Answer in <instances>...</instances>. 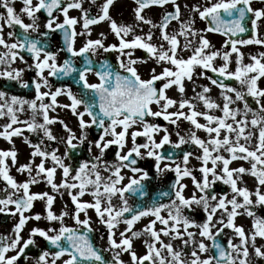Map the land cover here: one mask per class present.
I'll use <instances>...</instances> for the list:
<instances>
[{
    "label": "snow or ice",
    "instance_id": "6c2138e0",
    "mask_svg": "<svg viewBox=\"0 0 264 264\" xmlns=\"http://www.w3.org/2000/svg\"><path fill=\"white\" fill-rule=\"evenodd\" d=\"M113 3L114 0H102L93 15L96 0H20L18 11L14 0H0V65L4 66L0 77L34 92L31 99H26L0 90V118L6 121L0 125V138L13 144V137L23 136L31 148V158L19 166L14 146L0 149V213L17 217L11 234L0 235V264H18L20 259L25 264L29 260L34 264H125L120 259L122 253L128 254L130 264H252L253 256L257 261L264 260V245L256 244L257 237L264 239V216L256 214L257 209L264 208V88L258 85L264 78V51L250 55V62L245 64L239 47L264 46V36L260 34L264 0H197L183 5L178 0H135L134 25L118 24L112 19ZM152 7L163 9L157 23L144 14ZM70 10L79 15H69ZM183 10L188 13L186 17ZM41 11L46 14L42 25L38 15ZM25 16L30 22L24 21ZM197 19L207 27L197 29ZM101 22H108L115 42L106 44L103 32L91 38V26ZM173 22L176 27H172ZM6 27L10 29L7 38ZM16 28L20 31L16 32ZM54 32L61 33L62 47L51 51L48 37ZM207 33L225 37L220 48H214ZM244 33H250L248 38H238ZM78 36L86 39L76 48ZM137 50L146 56H136ZM22 52L28 53L31 63ZM61 52L66 53L62 61L58 60ZM184 52L190 54L185 57ZM107 53H116L115 64L106 58L94 59ZM17 60L26 67H13ZM149 60L154 66L150 75L142 78L137 66ZM233 63L234 69L230 67ZM29 71L34 76L25 80L24 73ZM50 78L70 79L77 90L74 92L68 83L53 85ZM198 78L209 84L197 85ZM228 80H235L240 87L225 83ZM186 81L193 86L192 96L186 94ZM209 85L220 90L218 99L211 96ZM62 96L67 103L58 100ZM248 97L255 107L249 104ZM57 109L70 112L78 134L63 119L50 115ZM25 113L27 118L22 119ZM149 117L162 118L175 126L176 140L171 139L168 127L150 122ZM180 122L189 124L183 134ZM56 124L63 129L59 136L52 129ZM92 128L97 135L89 139ZM25 131L37 134L38 142L33 143ZM201 131L206 137L198 135ZM161 132L157 141L155 137ZM138 137H143L144 143H138ZM46 141L63 145L62 154L58 147L45 146ZM85 144L88 158L76 160L75 154ZM113 145L115 158L109 161L105 154ZM165 145H170L167 153L161 151ZM185 145H191L192 150H185ZM144 158L154 160L152 167L158 176L170 171L175 178L166 191L158 193V198L129 204L126 193L146 196L143 181L149 179V173L136 166L138 159ZM193 159L199 162L198 168L189 167ZM239 161L247 162L249 167L243 163L231 166ZM14 166L17 173L26 174V179L16 180L10 173ZM122 169L133 173L126 184L122 183ZM194 171L199 172V177ZM245 176L254 178L253 189L246 186ZM186 177L193 186L190 196L184 195L188 185L182 181ZM41 182L51 193L31 190ZM217 184L227 186L228 191H217ZM64 191L74 206L71 219L75 227L64 222L68 211H53L54 194L62 197ZM86 194L91 201L81 199ZM113 197H118V206L113 204ZM35 201H43L44 215H26ZM193 206L202 210L201 222L186 214L193 211ZM88 209L95 211L107 229V248L98 249L90 240L93 229ZM241 215L252 218L250 232L235 223ZM142 218L147 222L133 230ZM41 219L50 226L31 227L27 238H23L21 233L27 223ZM121 222L125 228L117 240L114 230ZM225 229H230L232 236L221 243L219 237ZM142 236L147 237L143 240L145 250L138 254L133 240ZM37 237L46 246L30 257L26 249L36 245ZM233 237L238 238V243L233 242ZM175 241L179 245H174ZM109 251L112 258L106 260L103 252Z\"/></svg>",
    "mask_w": 264,
    "mask_h": 264
},
{
    "label": "flooded vegetation",
    "instance_id": "af4514ba",
    "mask_svg": "<svg viewBox=\"0 0 264 264\" xmlns=\"http://www.w3.org/2000/svg\"><path fill=\"white\" fill-rule=\"evenodd\" d=\"M121 1L122 0H114L113 4L115 5L116 3H119ZM130 1L131 2H128L127 4H129V6L132 8V10H129V8H128V9H125L126 11L123 10L122 12H119L118 19H120V21L117 22L118 24H124L123 21H124V19L126 17H127L128 22L133 21L135 23L134 12H133V9L135 7V0H130ZM178 2L181 3V5H183L185 2H187V3H195V2H197V0H178ZM199 2L203 3L204 0H199ZM14 6L17 8V11H18L19 7L21 6L20 5V0H14ZM84 6L87 8L89 5H88V3H85ZM167 7L169 8V10H171V5H168ZM97 10H98L97 6H93L92 9H91L92 14L95 15ZM0 11H3V9H0ZM183 11H184V16L186 17L188 15L187 11L186 10H183ZM162 12H163V9L158 8V7H152L150 9L146 10L144 14L146 15V17L150 18L154 23H157L159 21V19H160V16H161ZM54 14L57 15L58 18L62 19V16H61V14L59 12H56ZM38 15L40 16V22H41V25H42L43 21L46 18V14L43 11H41ZM69 15L78 16L79 13L76 10H70L69 11ZM22 18L24 19V21L26 23L30 22L26 16L22 17ZM130 24H133V23H130ZM172 24H175V22H173ZM96 26L97 25H93V26H91V28H94V30H95ZM143 27H144V31L146 32L148 30V26L145 25ZM195 27L197 29H202V28L207 27V24L204 21H201V20L197 19ZM9 30L10 29H8L7 27L4 29L5 38H7L6 37V33ZM14 30L16 32L20 31L19 28H16ZM40 30L44 31L43 27H41ZM76 30L78 32L81 30L79 25L76 26ZM137 32H139V30H137ZM260 34L262 36H264V21H262L260 23ZM206 35H207V37H209V40L211 41V43L214 46V48H217V49L221 47V45L223 44V41L225 40V37L223 35L219 34V33H207ZM249 35H250V33L239 34L238 38L246 39V38H248ZM33 36H35V34H33ZM48 39L50 41L49 50L55 51L57 48L62 47V39H61V33L60 32L51 33L49 35ZM85 39H86V37H84V36H78L76 38V42H75L74 46L76 48H79L82 45V43H83V41ZM113 42H115V40H113L111 42L110 38H106V40H105L106 44L113 43ZM239 47H240L241 51L244 53L243 63L250 62L249 61V56L250 55H254V54H257L260 51H264V46H259V45H243V46H239ZM0 51H3V49L0 48ZM22 54L25 56V58L28 60V62L31 63V59H30L28 53L27 52H22ZM135 55L136 56H140V57L146 56L145 54H143L142 50H137ZM65 56H66V53H64V52L59 53L58 60L62 61L65 58ZM115 57H116V53H113V54L108 55V56L105 55V54H101V55H98L97 57H95L94 59L106 58V59H110L112 61L111 63L115 64ZM77 63H79V60L77 61ZM220 63H221V61L218 58L216 60L217 66H219ZM233 65H234V63L232 65H230V67L234 68ZM153 66H154V62L151 61V60H149L146 64H142V65H138L137 66L142 78H147L150 75V69ZM13 67L19 68V67H26V66L22 62L17 60L16 63L13 65ZM3 69H4V66L0 65V70H3ZM207 75L212 76L214 74L211 73V72H208ZM32 76H34V72H30L29 71V72L24 73V77L23 78L25 80H29ZM50 79H52V78H50ZM89 79H90V81H93L94 77L90 76ZM52 83H53V85H58L59 83H68V84H70L72 86L74 92L77 90L76 86L74 84H72L70 79H67L65 81H57L55 79H52ZM225 83L231 84L234 87H236L237 84H238L235 80H228V81H225ZM212 89L215 90V92L211 90L212 91V93H210L211 96L214 99H218L220 90L218 88H216L215 86H212ZM0 90H2L5 93H7L8 96L17 95V96H22V97H24L26 99H31L33 97V95H34L33 91H31L29 89H26V88H21L16 82L10 81V80H8L6 78H2V77H0ZM42 90H46V89H42ZM186 94L188 96H192L193 95L192 89L186 87ZM175 96H178V94H175ZM58 100L61 103H67L68 102L66 97H63V96L62 97H58ZM248 102H249V104L252 107H255V104H254V101L252 100V98H248ZM262 102H264V101H262ZM240 107H242V104H240ZM57 110H58V112L57 111L56 112H51L50 115L59 117V119H63L65 121V123H67L69 125V127L73 128L74 131H77V134H78V130L76 129L75 118L71 116L70 112H68L67 110H64V109H57ZM216 114L219 115L220 113L217 112ZM21 118L22 119L27 118V113L22 115ZM85 119H87V117H85ZM148 119H149L150 122L158 123V124H161L163 126L168 127L169 131L172 133L171 139L173 141L176 140L175 126L169 125L162 118L153 119V118L149 117ZM4 120L5 119H3V118L0 119V125L5 123ZM201 122H204V121L201 119ZM179 128H180V130H181V132L183 134L185 131L188 130L189 124L187 122H180L179 123ZM52 129L54 131V134H56L57 136H59V135H61L63 133V129L61 128V126L59 124L53 125ZM27 134L28 135H26V136H28L29 139L33 143H37V140H39V137L37 136V134L28 133V132H27ZM96 135H97V131H96L95 128H92V129L89 130V137H88L89 139L95 138ZM162 135H163L162 132L158 133L156 135V137H155L156 140L158 141L160 139V136H162ZM198 135L201 136L202 138L206 137V133H204L203 131L198 132ZM137 142L138 143H144V138L143 137H138L137 138ZM5 143H8V142L5 140ZM128 146L129 147L131 146L130 137H129ZM182 147L185 150H192V146L191 145H185V146H182ZM58 148L60 149V153L62 154L63 145H60ZM115 150H116V146H114V145L110 146V148L108 150H106L105 159H107L109 161L114 160V158H115L114 157ZM126 150L127 149H125V151ZM169 150H170V145H165V146H163L161 151L164 152V153H167ZM92 154L93 155L97 154L95 149H93V153ZM75 158H76V160H82V159H87L88 158V152H87V145L86 144L83 145L81 150L78 151L75 154ZM68 162L69 161H66V163H68ZM239 163H243L245 167H249L247 162H244V161L233 162V164L231 166L235 167ZM153 164H154V160H152L151 158L138 159L136 166L148 171V173H149V179L146 180V181H143L145 192H146V196L144 198H141L137 194L126 193L125 195H126V198L129 201V204H137L138 205V204H141V203H148L154 197L158 198V193L160 191H166L168 189V186L174 180L175 174L173 172H170V171L164 173L162 176H158L157 173L155 172V169L152 167ZM198 166H199V162L198 161H196L194 159L190 161L189 167L198 168ZM121 174L125 176V180L122 181L123 184H126L128 182L127 178L133 175V173H131L128 169H122V173ZM136 175H139V174L137 173ZM194 175L199 177L200 174H199L198 171H194ZM60 178H61L60 177V173H58L57 177H56L57 182H59L58 180H60ZM244 180H245L246 186L250 190L254 188V178H252L250 176H245ZM182 182L185 183L186 185H188V187L185 189L184 195L185 196H190L192 191H193V186L191 184V179L186 177V178L183 179ZM241 186H244V185H241ZM0 188H3V182L2 181H0ZM31 190L32 191H48V192L51 193V189L47 185H45L43 182H41L38 185L32 186ZM216 190L217 191H220V190L228 191V188H227V186H225L223 184H217ZM262 191H264V189H262ZM0 195H3V193L0 192ZM54 195H56V200H55V202L53 204V211L56 212V214H59V212L61 210L68 211L69 215L64 218V222L68 226L75 227L74 221L71 219V212L73 211L74 206L72 205V203L70 201V198L67 195V192L64 191V194H63L62 197L59 194H54ZM81 199H83L85 201H91L92 197L90 195L86 194ZM166 199L167 198H165V200ZM112 202H113L114 205H117V206L120 203L118 197H113ZM43 207H44L43 201H35L34 205H33V208L31 210H29V212L26 213V215H32V214H35L37 212L41 213V215H44ZM186 214L189 215L194 220H196L197 222H201L203 220V218H204L202 210L200 208L196 207V206H193V211H190V212L186 211ZM256 214L258 216H264V208L257 209L256 210ZM88 216L90 217V221H91L90 226L93 229V231L90 233V240L94 243V246L97 247L98 249L107 248L108 245H107V229H106V227L99 222V218L96 216L95 211L93 209H88ZM80 218L81 219L84 218L83 213H81V217ZM16 220H17V217H13V216H10V215H7V214L0 213V235H10L12 227H13V224L16 222ZM141 221H146L147 222V220L143 219V218L140 221H138V222H141ZM235 223L238 224V225L243 226L245 232H250L251 231L252 218L247 217L245 215H241V216L236 218ZM120 225H123V222H121ZM120 225H117L116 228H117V230L123 228L121 230V231H123L124 228H125V225L124 226H120ZM34 226H38V227H41V228H47L50 225L48 224V222L46 220H43V219H41L40 221L30 220L27 223L25 229L21 233L22 237L23 238H27L28 230L31 227H34ZM55 226L58 227V224H56ZM191 230L195 231V229H191ZM114 232H115V238L119 239V232L120 231H114ZM229 236H232V231L230 229H225L224 234L219 237V241L221 243H226L227 238ZM35 239H36V245L35 246H30L28 249H26V254L29 255L30 257H34V256L38 255V251L41 248L46 246V242L43 241L42 238L37 237ZM233 242L234 243H238V238L233 237ZM205 243L206 244H210L211 242L210 241H205ZM256 244H257V246L264 245V239L257 237ZM134 249L136 251V248H134ZM189 251H190V249H189ZM249 251L251 253L252 249L250 248ZM12 254H14V253H11V252L9 253V255H12ZM104 255H107V260H110L112 258L113 253L110 252V251L109 252H103V256ZM120 259H122L125 262V264H130V257L128 256L127 253H122ZM18 264H25V261L23 259H20L18 261ZM28 264H34V260H29ZM252 264H264V260L257 261V259L253 256L252 257Z\"/></svg>",
    "mask_w": 264,
    "mask_h": 264
},
{
    "label": "rangeland",
    "instance_id": "374dc122",
    "mask_svg": "<svg viewBox=\"0 0 264 264\" xmlns=\"http://www.w3.org/2000/svg\"><path fill=\"white\" fill-rule=\"evenodd\" d=\"M102 2V0H96V6H98L100 3ZM128 2H131L130 0H122L121 2L119 3H116L115 5L113 4L111 7H110V15L112 17V19H114L116 22L120 21V19H118V14L119 12H122L123 10L126 11L125 9H128L129 10H132V8L129 6V4H127ZM130 13V12H129ZM124 24H130V23H133V25L135 24L133 21L131 22H128L127 20V17L124 19ZM128 22V23H127ZM176 23L175 24H172V27H176ZM96 30V31H95ZM95 30L94 28H92V32H91V38L95 39L99 36V34L101 32L105 33L106 37L107 38H110L111 39V42L113 40H115V37L110 33V29L108 27V22H101L99 23L96 27H95ZM209 39V37H207ZM155 39V38H154ZM190 53L189 52H184L182 53V55H184L185 57L187 55H189ZM250 61V60H249ZM249 63V62H248ZM246 64V63H245ZM234 67V65H233ZM234 69V68H233ZM160 69L157 68V71H159ZM197 73L200 71L199 68L196 69ZM196 83L197 85H205V84H209V82L204 79V78H198L196 80ZM258 85L262 88H264V78H261L259 81H258ZM186 86L188 88H191L192 89V85L190 83H188L186 81ZM211 87V90L215 92V90L212 89V86L209 85ZM236 87H240L239 84H237ZM199 87L196 88V91H199ZM211 91V93H212ZM169 95H175L174 93L170 92ZM175 98H179L178 96H175ZM248 98H251V97H248ZM171 110H175V109H171ZM58 112V110H57ZM1 119V118H0ZM4 122H6L4 120ZM26 132V131H25ZM24 132V135H28L27 132L25 133ZM54 132V131H53ZM38 142V140H37ZM15 144V145H14ZM51 147H59L60 145H57L56 143L54 142H47L46 141V144L45 146L49 145ZM12 146H14L18 152V161H17V165L16 166H19V164H22V163H26L31 157H30V152H31V148L24 142V139H23V136H19V137H13V144H9V143H5V140L3 138H0V149H4V150H7L9 148H11ZM36 162L38 163L39 162V158L37 157L36 158ZM11 163V161L9 160V164ZM16 166L14 167H11L10 168V173L16 178L17 181H23L24 179H26V174H20V173H17L16 172ZM49 166H50V162H49ZM59 173V170L57 172V174ZM57 177V176H56ZM59 181V180H58ZM146 223V221H141V222H137L134 226H133V230H139L143 227V225ZM120 225V224H118ZM120 226H124L123 225H120ZM157 228L160 227L159 224L156 225ZM123 229V228H122ZM122 229H118L115 228L114 231H121ZM144 239H147V237H140V238H135L133 240V247L136 248V252L138 254H143L144 252V244H143V240ZM162 239L165 240V242H168V239L166 237H162ZM119 240V239H117ZM174 245H179V241H175L173 242Z\"/></svg>",
    "mask_w": 264,
    "mask_h": 264
},
{
    "label": "water",
    "instance_id": "95a60500",
    "mask_svg": "<svg viewBox=\"0 0 264 264\" xmlns=\"http://www.w3.org/2000/svg\"><path fill=\"white\" fill-rule=\"evenodd\" d=\"M108 54H110V53H108ZM145 54V53H144ZM146 55V54H145ZM143 56V55H142ZM144 57V56H143Z\"/></svg>",
    "mask_w": 264,
    "mask_h": 264
}]
</instances>
